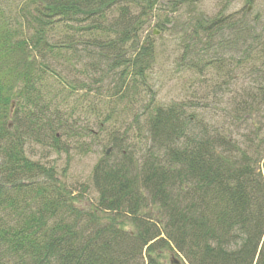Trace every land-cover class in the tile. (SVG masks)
I'll return each instance as SVG.
<instances>
[{"label":"trees","instance_id":"1","mask_svg":"<svg viewBox=\"0 0 264 264\" xmlns=\"http://www.w3.org/2000/svg\"><path fill=\"white\" fill-rule=\"evenodd\" d=\"M28 3L31 10L24 4L14 12L0 0V264H171V252L180 264H264L262 120L237 130L252 116L264 121L262 19L249 22L246 12L200 19L187 38L183 62L191 56L189 67L204 61L196 51L203 44L205 66L216 75L230 77L234 65L255 80L236 94L240 100L227 102V128L186 114L181 105L147 107V149L134 157L114 132L120 158L106 153L94 165L97 200L87 209L53 167L24 154L31 141L50 139L51 147H60L55 130L65 124L46 81L71 93L87 87L51 68V56L74 50V42L63 44L66 36L51 45L48 36L57 25L66 35L74 31L70 42L86 32L98 57L116 61L108 70L121 69L112 95L132 96L154 59L152 43L141 35L155 0ZM224 83L221 88L229 86Z\"/></svg>","mask_w":264,"mask_h":264},{"label":"rangeland","instance_id":"2","mask_svg":"<svg viewBox=\"0 0 264 264\" xmlns=\"http://www.w3.org/2000/svg\"><path fill=\"white\" fill-rule=\"evenodd\" d=\"M6 1L14 12H18L24 4L26 7L30 6L28 0ZM153 8L149 23L141 35L142 40L146 35V41L152 43L153 63L144 72L145 81L129 97L120 98L121 93H117L118 96L112 95V86L118 81L117 74L121 69L108 70L116 67V61L98 57L99 49L87 46L89 39H86V32L76 33L77 37L70 42L68 37L74 31L66 35L65 27L57 25L48 36L51 45L60 44L61 38L66 36L68 37L62 40L63 44L74 42L71 45L74 49L71 50L73 56L70 50L59 52L58 57L52 55L49 59L51 68L61 76H66L67 80L86 82L87 87L71 93L59 82L52 79L46 81L49 98H52L54 104H59L58 112L63 115L65 124L55 130L60 147L59 150L51 147L50 139L43 143L31 141L26 143L24 154L31 160L53 167L56 177L72 190V195L77 197L84 208H92L97 200L91 179L94 165L106 153L111 158H120V154L112 148L114 132L130 145V153L134 157L138 158L140 152L147 149L150 140L144 126L147 107L181 105L186 114H197L203 120L220 124L225 129L230 124L223 116V111L229 107L227 102L236 98L240 100L238 96L242 95L243 89L250 90L255 84L253 77L243 67L231 65L234 68L230 76L233 80H229L230 77H226L223 71L216 75L215 69L205 66L208 57L200 52L203 44L196 45V51L204 61H200L198 65L194 63L195 67H189L193 64V58L189 56L191 61L186 63L183 59L184 53L188 52V48H185L187 38L200 19L233 13L241 17L246 12L249 22L261 18L259 23L264 30V0H155ZM157 25L162 27L161 31H158ZM153 30L158 33L153 34ZM202 39L206 40L205 37L200 38ZM104 52L102 53L106 54ZM223 81V85L228 83L229 86L221 88ZM80 86L81 84L78 88ZM214 112L216 119L212 120L210 114ZM262 115L264 116V109ZM259 120H262L263 131V117L252 116L242 126H237L238 132H244L248 123L259 127ZM11 122L10 119V126ZM66 126L70 127L71 132ZM125 227L128 229L130 226L126 224ZM172 257L180 261V255L175 252L167 255V259Z\"/></svg>","mask_w":264,"mask_h":264},{"label":"water","instance_id":"3","mask_svg":"<svg viewBox=\"0 0 264 264\" xmlns=\"http://www.w3.org/2000/svg\"><path fill=\"white\" fill-rule=\"evenodd\" d=\"M157 33H158V31L153 30V34H157ZM12 105H13V103H12ZM12 105H11V107H12ZM170 262H171V264H179L178 261L173 257L170 259Z\"/></svg>","mask_w":264,"mask_h":264}]
</instances>
